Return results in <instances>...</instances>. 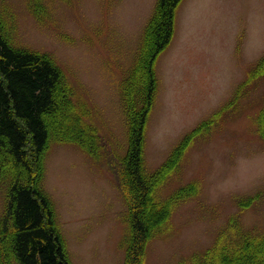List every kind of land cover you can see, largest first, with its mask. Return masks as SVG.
Wrapping results in <instances>:
<instances>
[{"label":"rangeland","instance_id":"obj_1","mask_svg":"<svg viewBox=\"0 0 264 264\" xmlns=\"http://www.w3.org/2000/svg\"><path fill=\"white\" fill-rule=\"evenodd\" d=\"M157 2L0 0L10 46L48 57L72 88L78 113L50 123L39 176L70 264H129L123 95ZM261 63L264 0L182 1L172 42L155 62L144 142L146 171L165 166L167 175L156 200L175 198L144 243L141 264H194L232 242L264 236Z\"/></svg>","mask_w":264,"mask_h":264},{"label":"trees","instance_id":"obj_2","mask_svg":"<svg viewBox=\"0 0 264 264\" xmlns=\"http://www.w3.org/2000/svg\"><path fill=\"white\" fill-rule=\"evenodd\" d=\"M182 1L158 0L143 34L135 70L124 90L129 144L122 182L132 200L128 218L133 232L129 264H141L144 243L162 225L167 204L175 198L156 200L155 189L167 175L165 166L154 174L146 171L144 142L157 86L155 62L172 42L176 12ZM1 21L0 16V264H70L39 176L51 137L50 123L57 125L58 120H63L62 113L73 118L76 115L72 88L48 57L10 46ZM198 130L200 127L190 136ZM181 196L178 193L176 198ZM255 239L232 242L227 247L232 252H214L194 264H224L229 258L234 262L251 251L260 252L258 259L263 261L264 236ZM237 247L241 248L235 250L236 257L229 256ZM248 258L241 264H257L258 259ZM228 263L229 260L225 264Z\"/></svg>","mask_w":264,"mask_h":264}]
</instances>
